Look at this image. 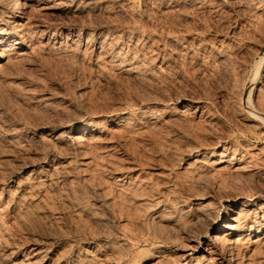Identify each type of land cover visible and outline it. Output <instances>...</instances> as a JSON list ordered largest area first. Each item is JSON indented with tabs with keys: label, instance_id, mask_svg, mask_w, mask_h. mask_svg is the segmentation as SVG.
I'll use <instances>...</instances> for the list:
<instances>
[{
	"label": "rangeland",
	"instance_id": "374dc122",
	"mask_svg": "<svg viewBox=\"0 0 264 264\" xmlns=\"http://www.w3.org/2000/svg\"><path fill=\"white\" fill-rule=\"evenodd\" d=\"M253 115L264 0H0V264H264Z\"/></svg>",
	"mask_w": 264,
	"mask_h": 264
},
{
	"label": "bare ground",
	"instance_id": "6f19581e",
	"mask_svg": "<svg viewBox=\"0 0 264 264\" xmlns=\"http://www.w3.org/2000/svg\"><path fill=\"white\" fill-rule=\"evenodd\" d=\"M20 1V0H19ZM22 2V1H21ZM23 4V3H22ZM21 4V5H22ZM17 5H20V3L19 2H17ZM23 7V6H22ZM19 8V7H18ZM21 8V7H20ZM17 9V8H16ZM22 9V8H21ZM15 12H16V10H14ZM13 11V12H14ZM18 12V11H17ZM253 117H254V119L257 121V122H259V123H261V124H264V119L262 118V117H260V116H258V115H253ZM228 227V226H227ZM233 227V226H232ZM214 236V235H213ZM212 237V236H211ZM217 237V236H216ZM215 238H213V240H214Z\"/></svg>",
	"mask_w": 264,
	"mask_h": 264
}]
</instances>
